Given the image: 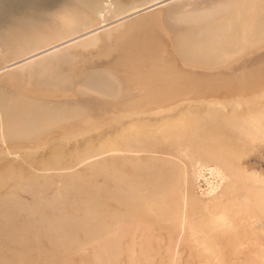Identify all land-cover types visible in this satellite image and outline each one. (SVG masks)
I'll list each match as a JSON object with an SVG mask.
<instances>
[{
  "label": "bare ground",
  "instance_id": "1",
  "mask_svg": "<svg viewBox=\"0 0 264 264\" xmlns=\"http://www.w3.org/2000/svg\"><path fill=\"white\" fill-rule=\"evenodd\" d=\"M0 55V264H264V0H0Z\"/></svg>",
  "mask_w": 264,
  "mask_h": 264
},
{
  "label": "rangeland",
  "instance_id": "2",
  "mask_svg": "<svg viewBox=\"0 0 264 264\" xmlns=\"http://www.w3.org/2000/svg\"><path fill=\"white\" fill-rule=\"evenodd\" d=\"M172 43H173V45H174V47L175 46H177V47H179L180 46V41H172ZM175 43H176V45H175ZM188 43V42H187ZM176 48V47H175ZM8 54H10V53H8ZM8 54L6 55L7 57H8V59L10 58L9 56H8ZM1 56V55H0ZM2 57V56H1ZM3 58V57H2ZM163 63L164 62H160V65L162 66L163 65ZM66 74H67V72H63L62 71V77L63 78H66ZM260 77L261 78H263L264 76L263 75H260ZM261 78H259L258 77V79H261ZM264 79V78H263ZM263 79H261V81L263 80ZM260 82V81H259ZM258 82V83H259ZM263 83H261L260 82V84L259 85H261V86H264L263 84H264V80L262 81ZM258 85V84H257ZM258 85V86H259ZM62 87L64 88V89H67V90H72L73 89V86H66L65 84H63L62 85ZM200 87V86H199ZM202 87V86H201ZM204 87H206V86H204ZM196 89H198V87H196L195 88V90ZM202 89H205V88H203L202 87ZM202 89H198V91L196 90V91H194V94H195V98H197V94L196 93H199V90H202ZM205 91V90H204ZM204 91L202 90V92L200 91V96H198V98H200L201 97V95H202V97H204L205 95H207L208 94V96L210 95V97H208V96H206V97H204V101L206 102V104H207V100H206V98L208 99V100H210V99H212L211 100V103H209V105H210V108H214L215 106H217L218 107V105L220 106L221 105V103H223V98L224 97H226V96H228V97H226V98H224V99H229V96L231 95V93L229 92V93H227V92H224V97H223V95H222V92L220 93L221 95L219 96V94L217 95V93L216 94H214V91H210V90H208L207 92L205 91V93H204ZM209 92V93H208ZM212 92V93H211ZM215 92H217V91H215ZM74 95L73 96H76V93L73 91L72 92ZM202 93V94H201ZM211 93V94H210ZM233 93L235 94L236 92H232V95H233ZM205 94V95H204ZM216 95L217 96V99H216V97L214 96V95ZM197 95V96H196ZM213 97H212V96ZM231 95V96H232ZM219 97H222L220 100H222V102L220 103V101L218 102V99H219ZM80 98H82V96H80ZM213 98H215V100L213 99ZM200 99H203V98H200ZM227 99V100H228ZM226 100V101H227ZM203 101V102H204ZM217 101V102H216ZM205 102L203 103V104H205ZM212 102H213V106H212ZM219 103V104H218ZM202 104V105H203ZM205 104V105H206ZM218 104V105H217ZM51 143L52 144H50V145H52L53 147H55V142L54 141H51ZM39 148V147H38ZM251 163H253V166H254V169L256 170V174H258V173H260V174H263L264 175V152H262V153H260L258 156H255L253 159H252V161H251ZM35 165V160L32 162V166H34ZM259 175V174H258ZM221 182H222V179L219 177V176H217L214 172H209V171H202V172H196V175H195V180H194V184H195V186H194V191H197V193H196V196L197 197H199L202 201H209V200H211L210 198L211 197H213L218 191H220V190H223L222 188H224V185L223 184H221ZM42 186V188L44 189V191H45V194H46V196L44 195V196H40V199L41 198H43V199H41V200H39L38 202H40V201H47V204H48V208L49 207H51L53 204H55V202H57V199H56V193H55V191H53V189H47V188H44V186H43V184L41 185ZM46 190H49V191H46ZM51 191V192H50ZM10 192H11V194L10 195H8L6 198L9 200H11V201H13V200H15V201H19L20 200V202H22V203H24V204H28V203H30V199H28L27 198V195L24 193V192H22V191H17V190H12V189H10ZM13 192V193H12ZM17 192V193H16ZM23 193V194H22ZM15 195V196H14ZM47 195H48V197H47ZM18 198V199H17ZM23 199V200H22ZM24 199H26V200H24ZM50 200H52V201H50ZM24 201H26V202H24ZM54 201V202H53ZM51 202H53V204H51ZM40 204V203H39Z\"/></svg>",
  "mask_w": 264,
  "mask_h": 264
}]
</instances>
